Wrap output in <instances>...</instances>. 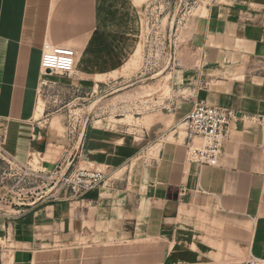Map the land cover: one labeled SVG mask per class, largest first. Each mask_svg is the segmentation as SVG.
I'll return each instance as SVG.
<instances>
[{
    "label": "crops",
    "instance_id": "crops-1",
    "mask_svg": "<svg viewBox=\"0 0 264 264\" xmlns=\"http://www.w3.org/2000/svg\"><path fill=\"white\" fill-rule=\"evenodd\" d=\"M148 1L0 0L6 156L31 167L38 155L49 170L76 155L108 177L84 197L0 210L2 264L264 262V72L253 68L264 63V0H218L192 15L171 94L140 103L139 124L97 117L108 104L67 121L44 105L36 117L49 80L98 96L134 77ZM47 41L76 50L74 73L43 72ZM200 100L235 112L218 165L189 159L185 120Z\"/></svg>",
    "mask_w": 264,
    "mask_h": 264
},
{
    "label": "rangeland",
    "instance_id": "rangeland-1",
    "mask_svg": "<svg viewBox=\"0 0 264 264\" xmlns=\"http://www.w3.org/2000/svg\"><path fill=\"white\" fill-rule=\"evenodd\" d=\"M216 1L218 0H149L144 9L141 63L134 71L128 73V76L134 77L127 83L124 79L123 83L113 86L98 96L74 93L71 89L67 90L64 85L49 80V85H44L40 92L44 105L49 106L51 111L62 112L67 121L77 117L82 119L88 112H94L96 107L108 104L109 107L115 108V111L108 113L109 107L107 111L103 107L97 117L110 115L113 122H123L125 126L139 124L140 115L134 111L140 110V103L155 95L166 98L171 94L173 50L177 49L182 41V29L185 23L192 15ZM254 67L264 72V63L259 62ZM122 74L125 76V69L122 70ZM122 117L124 119H117ZM1 132L0 124V210L5 211L10 208V203L13 201H21L27 191L42 186L43 180L33 175L31 170L37 172L43 169L38 155H35L31 167L19 166L11 161L1 145ZM52 149L54 146L48 152L47 159L52 157ZM0 242H3V239H0ZM199 244L201 245L200 242ZM199 251L201 252V248ZM206 253H208L207 249ZM206 259L211 258L206 256ZM212 262L207 260V263L212 264ZM165 264L176 263L169 261ZM214 264H218L217 259ZM221 264H226L223 258Z\"/></svg>",
    "mask_w": 264,
    "mask_h": 264
},
{
    "label": "built area",
    "instance_id": "built-area-1",
    "mask_svg": "<svg viewBox=\"0 0 264 264\" xmlns=\"http://www.w3.org/2000/svg\"><path fill=\"white\" fill-rule=\"evenodd\" d=\"M42 49L41 68L44 73L48 70L64 75L74 73L77 60V52L74 48L47 41ZM175 53L176 49L173 50L174 59ZM234 116L235 112L228 107L198 101L185 120L189 159L201 165H218L229 139L230 121ZM31 171L33 175L43 180L42 186L27 191L21 201L10 203V207L20 213L27 207L47 200L54 201L63 196L84 197L93 189L104 185L108 179L105 171L82 166L76 155L58 162L49 170ZM2 251L3 245L0 242V264H2ZM245 264H264V262L259 258L251 257Z\"/></svg>",
    "mask_w": 264,
    "mask_h": 264
},
{
    "label": "bare ground",
    "instance_id": "bare-ground-1",
    "mask_svg": "<svg viewBox=\"0 0 264 264\" xmlns=\"http://www.w3.org/2000/svg\"><path fill=\"white\" fill-rule=\"evenodd\" d=\"M45 74H48V73H45ZM43 109H44V102L41 99L40 102H39V109H38V112L36 114V117H39V116L42 115Z\"/></svg>",
    "mask_w": 264,
    "mask_h": 264
},
{
    "label": "water",
    "instance_id": "water-1",
    "mask_svg": "<svg viewBox=\"0 0 264 264\" xmlns=\"http://www.w3.org/2000/svg\"><path fill=\"white\" fill-rule=\"evenodd\" d=\"M48 72H50V70H48Z\"/></svg>",
    "mask_w": 264,
    "mask_h": 264
}]
</instances>
